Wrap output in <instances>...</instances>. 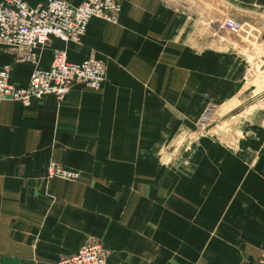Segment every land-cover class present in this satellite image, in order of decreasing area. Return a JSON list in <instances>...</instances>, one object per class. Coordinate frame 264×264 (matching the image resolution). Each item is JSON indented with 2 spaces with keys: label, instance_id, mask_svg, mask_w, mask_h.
Instances as JSON below:
<instances>
[{
  "label": "crops",
  "instance_id": "obj_1",
  "mask_svg": "<svg viewBox=\"0 0 264 264\" xmlns=\"http://www.w3.org/2000/svg\"><path fill=\"white\" fill-rule=\"evenodd\" d=\"M119 1L118 22L93 18L80 44L52 37L37 63L0 43L18 85L57 47L107 69L100 88L77 83L63 100L1 102L0 264H56L90 239L108 264L257 262L264 132L192 137L207 107L230 115L256 91L264 0ZM49 161L79 179L46 177Z\"/></svg>",
  "mask_w": 264,
  "mask_h": 264
},
{
  "label": "built area",
  "instance_id": "obj_2",
  "mask_svg": "<svg viewBox=\"0 0 264 264\" xmlns=\"http://www.w3.org/2000/svg\"><path fill=\"white\" fill-rule=\"evenodd\" d=\"M121 11L119 0H82L77 4L67 0H45L37 5L26 0H0V43L37 63V48L50 42L52 37L80 44L93 18L116 23ZM224 25L233 33L242 30V25L232 17H227ZM106 78V65L93 51L81 61H71L67 49L57 47L52 51L50 65H36L24 86L12 80L9 65H0V104L12 100L28 105L47 95L63 100L73 85L79 83L98 89ZM212 112L210 107L203 111L198 122L199 133L208 131ZM45 175L75 181L80 172L63 163L49 161ZM262 248V254L253 264H264V241ZM108 254L109 249L101 241L90 239L73 253L60 257L56 264H108Z\"/></svg>",
  "mask_w": 264,
  "mask_h": 264
},
{
  "label": "rangeland",
  "instance_id": "obj_3",
  "mask_svg": "<svg viewBox=\"0 0 264 264\" xmlns=\"http://www.w3.org/2000/svg\"><path fill=\"white\" fill-rule=\"evenodd\" d=\"M262 69H264V59L257 65V89L252 96L248 97L246 103L240 104L230 115H224L221 112L220 115L213 116L206 133L201 134L199 128L197 129L192 137L194 142L199 141L203 136L216 137L227 132L233 134L234 127L243 128L250 125L264 132V71Z\"/></svg>",
  "mask_w": 264,
  "mask_h": 264
}]
</instances>
